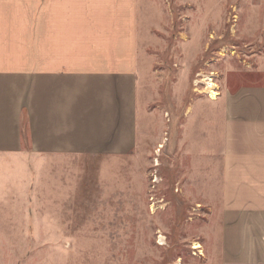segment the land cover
Segmentation results:
<instances>
[{"label": "rangeland", "instance_id": "rangeland-1", "mask_svg": "<svg viewBox=\"0 0 264 264\" xmlns=\"http://www.w3.org/2000/svg\"><path fill=\"white\" fill-rule=\"evenodd\" d=\"M142 5L139 146L125 156L63 157L55 178L46 172L40 179L32 170L25 194L10 185L9 164L0 156V264L225 259L218 162L188 153L185 139L191 142L198 126L211 132L215 116L228 114L230 92L264 85V0ZM209 74L218 85L216 100L203 92ZM167 134L171 143L158 151Z\"/></svg>", "mask_w": 264, "mask_h": 264}, {"label": "crops", "instance_id": "crops-1", "mask_svg": "<svg viewBox=\"0 0 264 264\" xmlns=\"http://www.w3.org/2000/svg\"><path fill=\"white\" fill-rule=\"evenodd\" d=\"M143 11L142 0H0V156L14 190L29 193L32 170L55 178L63 157L139 146ZM196 128L187 152L218 162L222 264H264V85L230 92L228 114Z\"/></svg>", "mask_w": 264, "mask_h": 264}, {"label": "bare ground", "instance_id": "bare-ground-1", "mask_svg": "<svg viewBox=\"0 0 264 264\" xmlns=\"http://www.w3.org/2000/svg\"><path fill=\"white\" fill-rule=\"evenodd\" d=\"M202 84L205 85V89H204L203 92L208 94V95H210V98L212 100H216L220 93L218 92V85L214 81V75H210V74L209 75H205L204 83H202ZM151 209L153 211H155L154 210L155 209L154 205H152ZM159 242H160V244H165V241H164V238H163L162 234L160 235V241ZM193 247L195 249H200V251H202V245H201V243L199 241L193 242Z\"/></svg>", "mask_w": 264, "mask_h": 264}, {"label": "built area", "instance_id": "built-area-1", "mask_svg": "<svg viewBox=\"0 0 264 264\" xmlns=\"http://www.w3.org/2000/svg\"><path fill=\"white\" fill-rule=\"evenodd\" d=\"M160 148H158V151H159ZM157 179H155L154 181H156Z\"/></svg>", "mask_w": 264, "mask_h": 264}]
</instances>
